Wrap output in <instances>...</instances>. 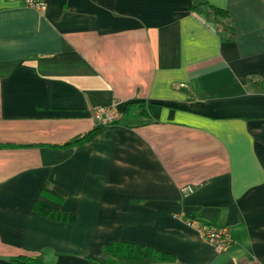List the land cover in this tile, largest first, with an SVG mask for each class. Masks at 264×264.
<instances>
[{
	"label": "crops",
	"instance_id": "obj_1",
	"mask_svg": "<svg viewBox=\"0 0 264 264\" xmlns=\"http://www.w3.org/2000/svg\"><path fill=\"white\" fill-rule=\"evenodd\" d=\"M209 1L230 40L196 0H0V264H92L113 241L175 257L151 264H264V0ZM112 105L117 123L52 146ZM46 184L75 223L36 211ZM189 218L232 244L216 251Z\"/></svg>",
	"mask_w": 264,
	"mask_h": 264
},
{
	"label": "trees",
	"instance_id": "obj_2",
	"mask_svg": "<svg viewBox=\"0 0 264 264\" xmlns=\"http://www.w3.org/2000/svg\"><path fill=\"white\" fill-rule=\"evenodd\" d=\"M191 9L204 24L214 29L221 39L230 40L224 38L222 35L224 29L234 30L232 25L233 19L226 9L210 3L209 0H196L192 4ZM129 107L131 105H128L127 110ZM141 115L148 117L147 110L144 109V111H141ZM104 127H94L87 133L78 135L66 143L52 146L70 147L83 144ZM67 195L68 191L62 187L46 184L41 191L39 199L35 203V209L42 216L52 220L64 223H75L77 221L76 215L62 211ZM85 258L92 264H151L152 262L171 261L175 257L150 246L125 241H113L103 247V255L100 258L89 256ZM12 260L19 264H44L41 258L24 255L13 257Z\"/></svg>",
	"mask_w": 264,
	"mask_h": 264
},
{
	"label": "built area",
	"instance_id": "obj_3",
	"mask_svg": "<svg viewBox=\"0 0 264 264\" xmlns=\"http://www.w3.org/2000/svg\"><path fill=\"white\" fill-rule=\"evenodd\" d=\"M26 6L33 7L40 11L46 9L47 0H19ZM94 117L97 123L101 125L113 124L121 117L119 109L113 106H99L94 111ZM194 191L193 186H186L182 188V193L187 196ZM189 227L193 228L200 237L210 243L216 251L221 252L227 249L233 242L232 232L226 225L205 224L198 219L189 218L187 220ZM254 264H263L262 262L255 261Z\"/></svg>",
	"mask_w": 264,
	"mask_h": 264
},
{
	"label": "water",
	"instance_id": "obj_4",
	"mask_svg": "<svg viewBox=\"0 0 264 264\" xmlns=\"http://www.w3.org/2000/svg\"><path fill=\"white\" fill-rule=\"evenodd\" d=\"M97 127H102V125H101V124H99Z\"/></svg>",
	"mask_w": 264,
	"mask_h": 264
},
{
	"label": "bare ground",
	"instance_id": "obj_5",
	"mask_svg": "<svg viewBox=\"0 0 264 264\" xmlns=\"http://www.w3.org/2000/svg\"><path fill=\"white\" fill-rule=\"evenodd\" d=\"M108 125H111V124H108ZM108 125H102V126H108Z\"/></svg>",
	"mask_w": 264,
	"mask_h": 264
},
{
	"label": "rangeland",
	"instance_id": "obj_6",
	"mask_svg": "<svg viewBox=\"0 0 264 264\" xmlns=\"http://www.w3.org/2000/svg\"><path fill=\"white\" fill-rule=\"evenodd\" d=\"M113 106V105H112ZM103 127V126H102ZM106 127V126H105Z\"/></svg>",
	"mask_w": 264,
	"mask_h": 264
}]
</instances>
